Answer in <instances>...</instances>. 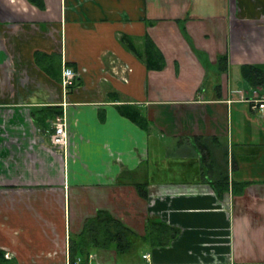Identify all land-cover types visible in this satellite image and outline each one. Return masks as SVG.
Segmentation results:
<instances>
[{
    "label": "crops",
    "instance_id": "0c3cea01",
    "mask_svg": "<svg viewBox=\"0 0 264 264\" xmlns=\"http://www.w3.org/2000/svg\"><path fill=\"white\" fill-rule=\"evenodd\" d=\"M120 34L149 35L165 67ZM245 64L264 68V0H0V264H264V112ZM57 114L66 147L51 140ZM220 144L225 165L207 148ZM99 211L139 235L150 219L177 232L73 263L71 236Z\"/></svg>",
    "mask_w": 264,
    "mask_h": 264
},
{
    "label": "trees",
    "instance_id": "16d2710c",
    "mask_svg": "<svg viewBox=\"0 0 264 264\" xmlns=\"http://www.w3.org/2000/svg\"><path fill=\"white\" fill-rule=\"evenodd\" d=\"M182 26L183 23L181 22ZM120 42L132 53H134L149 70H161L165 67L166 60L149 35L141 38L120 34L118 36ZM220 70H227L228 57L222 55L219 57ZM242 79L244 85L250 86L253 89L264 90V68L257 64H245L242 66ZM132 111V112H131ZM131 113H127L141 127H149V120L142 116L136 109H131ZM194 143L206 149V142L201 137H194ZM212 155L213 162L219 165L221 161H226L228 158V148L220 144L218 153L215 150L207 147ZM218 156V157H217ZM227 166V164H226ZM219 192L229 190V180L226 170L219 171ZM123 181V180H122ZM123 183H125L123 181ZM235 189H240L244 184L235 183ZM137 189L142 197L148 196L146 183H137ZM177 230L155 219L148 220L146 224V232L144 235H139L130 227L125 225L122 220L111 215L106 211H99L96 216L87 218L84 222V227L79 234L71 236L70 257L73 263L78 256L87 253L89 248H103L114 245L120 254H125L131 251L132 247L139 244H148L151 247L164 246L175 237ZM81 253V254H80ZM88 254V253H87ZM4 257V252L0 250V258Z\"/></svg>",
    "mask_w": 264,
    "mask_h": 264
},
{
    "label": "built area",
    "instance_id": "2783aa9c",
    "mask_svg": "<svg viewBox=\"0 0 264 264\" xmlns=\"http://www.w3.org/2000/svg\"><path fill=\"white\" fill-rule=\"evenodd\" d=\"M63 83L65 86H70L73 82V80L76 77L75 71L70 68L66 67L63 70ZM247 100L252 104L253 108L260 110L261 112H264V93H260L259 90H254L252 92V95L250 98H247ZM52 128L53 132L51 134V140L52 143L55 146L59 147H66L69 139H68V133H67V123L65 120V117L63 114H57L52 122ZM93 257V255H91ZM95 257V256H94ZM145 258L149 257V254L144 255ZM81 259L79 258L77 262H79ZM227 264H239L236 262H229Z\"/></svg>",
    "mask_w": 264,
    "mask_h": 264
},
{
    "label": "rangeland",
    "instance_id": "374dc122",
    "mask_svg": "<svg viewBox=\"0 0 264 264\" xmlns=\"http://www.w3.org/2000/svg\"><path fill=\"white\" fill-rule=\"evenodd\" d=\"M245 87H248L247 85H244ZM253 89V88H252ZM253 90H256L255 88ZM257 90H260L259 88H257ZM253 92V91H252ZM153 145V143H152ZM114 246V245H112ZM99 251L101 252V255H108V253H105V252H108V251H111L112 250V247H103V248H98ZM81 254V253H80ZM85 255L86 254H81L80 256L84 257L85 258Z\"/></svg>",
    "mask_w": 264,
    "mask_h": 264
}]
</instances>
